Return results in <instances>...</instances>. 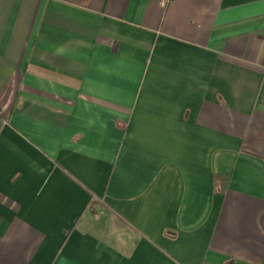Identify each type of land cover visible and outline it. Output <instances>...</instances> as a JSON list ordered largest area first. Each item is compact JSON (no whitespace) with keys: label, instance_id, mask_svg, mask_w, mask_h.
Wrapping results in <instances>:
<instances>
[{"label":"crops","instance_id":"1","mask_svg":"<svg viewBox=\"0 0 264 264\" xmlns=\"http://www.w3.org/2000/svg\"><path fill=\"white\" fill-rule=\"evenodd\" d=\"M0 264H264V0H0Z\"/></svg>","mask_w":264,"mask_h":264}]
</instances>
